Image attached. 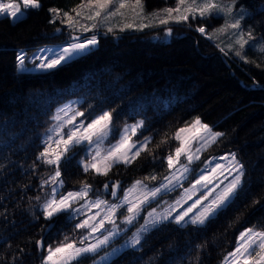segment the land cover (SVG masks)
Instances as JSON below:
<instances>
[{
	"label": "trees",
	"instance_id": "obj_1",
	"mask_svg": "<svg viewBox=\"0 0 264 264\" xmlns=\"http://www.w3.org/2000/svg\"><path fill=\"white\" fill-rule=\"evenodd\" d=\"M82 1L40 0L41 7L29 9L18 22L0 16V264H43L47 246L66 236L79 243L86 230L75 228L76 217L68 213L51 220L43 215L57 185L44 181H50L56 166L37 157L44 151L43 134L54 122L55 106L71 97H79L92 113L109 108L119 121L143 117L142 131L151 138L131 164H117L106 176L85 172L78 163L81 146L74 148L68 154L75 153L71 162L60 165L59 194L89 183L90 194L114 200L109 188L116 181H122V189L138 177L159 185L170 171L168 155L180 146L175 135L182 126L199 118L222 131L202 159L235 152L243 163L245 175L233 202L204 225L166 221L145 233L139 251L126 248L107 262L222 264L242 229L264 231V53L246 51L242 59L194 28L168 35L156 24L93 30L99 33L98 44L87 54L55 69L18 72L20 48L30 51L73 39V27L61 18L49 23L54 18L50 9L72 11ZM239 1L250 11L244 27L264 37V0Z\"/></svg>",
	"mask_w": 264,
	"mask_h": 264
},
{
	"label": "snow or ice",
	"instance_id": "obj_2",
	"mask_svg": "<svg viewBox=\"0 0 264 264\" xmlns=\"http://www.w3.org/2000/svg\"><path fill=\"white\" fill-rule=\"evenodd\" d=\"M115 3L116 0H88V4H82L81 7H87L94 4L96 8L99 9L92 15L86 17L88 20H93L95 17H100L102 11L108 10ZM134 3L142 9L141 0H134ZM235 4L236 0H216V2H213V0H190V2H188V0H177L176 7L163 9V12L166 13V18L159 19V24L168 25L170 22H187L189 16H191L192 20H195L198 17L201 20H204L209 17L216 18L219 16L221 19H225L226 23L224 27L215 30L216 34L223 33L230 28L232 31L229 35L235 38V44L239 46L240 50H243L246 46L255 47L256 43H260V51L264 53V37H261L260 41H254L251 28H248L245 33V27L242 25V20L246 15V11L241 9L239 13L234 14L233 9ZM181 5L187 6L182 9L180 7ZM125 6L124 0H119L115 10L107 11L105 19L109 16H115L120 9ZM40 7V0H7V2H5V0H0V16L9 18L13 22H18L26 16L29 9H38ZM50 11L58 13L57 9H50ZM173 13H176V15H173ZM77 15L79 16L80 13H77ZM151 15L153 17H159L160 14L152 13ZM63 16L67 19H62L60 22L67 23L69 27L74 28L72 17L69 16L67 12L63 13ZM55 22V17L49 21V23L53 24ZM145 26L153 25L141 24L140 27L142 29ZM81 27L84 32L91 30L83 25ZM96 27L97 25L93 24L92 29H95ZM128 27H131V25H128ZM57 31H60V29H57ZM111 31L112 29L108 28V32ZM196 31L201 35H207L209 39L214 38L213 34L208 33L206 25L198 26ZM167 34H172L171 28L167 29ZM245 34H247L248 39H244ZM78 40L79 38H74L73 42H70L67 47L55 46L39 49L33 53L32 56H28L24 49H20L16 55L17 71L28 72L32 70L26 65V61L32 64L34 69L42 71L55 69L61 64H67L71 60L76 59L83 54H87L90 49H94L98 44L95 34L90 37H85L83 42H76ZM235 54L243 59L241 51H236ZM59 111L63 112L64 116H67L68 112L71 111V108L70 106H67ZM78 116H84V113L76 111L71 117L65 119L58 112L54 117V119L60 123L50 130L53 134L49 135L44 141L48 146H46L44 151L37 157V159L45 164L56 166L54 175L50 178V181L46 180L44 183L51 182L58 186H62L63 181L59 179L61 176L60 165L62 162H71L75 153H73L72 156H69L68 154L72 151V148L77 145L87 144L88 146H94L95 154L91 156L90 162L83 163V170L88 172L89 170L94 169L98 175L105 176L117 164H131L138 156H140L141 151H144L147 148L148 138H145V141L141 143L139 147L136 142H129L131 139L129 133L135 135L137 130L143 126V121H140L135 125L125 126L119 141L115 144H111L102 154L101 145H103L104 141L113 132L112 113L109 111H103L102 114L92 118L87 125L83 122L76 123V117ZM66 125H71V128H69L67 132H64L63 129ZM197 125H200L203 129V135L199 137L203 143L195 149V152H191L188 147L192 138L186 139L181 136V133L187 129L182 128L177 131L175 139L181 141V143L180 146L175 149V159L173 158V155L170 154L167 157V162L169 169L173 168L176 164H179V167L172 173L171 178L167 176L164 177V180L167 181L166 183H162L159 187L154 189L143 191V198H137L135 202L129 200V195L138 188L143 187L146 189L147 187L146 185H143V182L140 180H137L132 188L127 190L121 203L109 204L107 201L99 199L89 202L87 205L89 208H103L105 212L104 216L98 223H93L92 221L100 216V212H97L95 216L89 217L88 219L75 224V228L77 229L89 230L87 236L81 237L79 241L80 246H77L75 241L70 242L67 236L60 242L59 246H47V256L42 257L43 264H80V261L83 258H88V254L98 253L102 247L109 244L111 239L120 235L121 229L116 224V216L122 207L127 206L126 211L128 213V215L124 216L122 223L132 224L139 216V212L143 205L149 203L150 199H155L162 190H174L179 185L180 181L186 178L185 174L191 171L189 165L195 160L200 159L199 153L204 150L205 145L215 143L216 139L223 135L222 133H213L208 125H202L199 119H196L193 122L192 127L195 128ZM49 141L54 142L57 146L61 143L63 144V149L61 151H56L55 149L51 150L54 153V158L49 156ZM182 155L186 157L187 163L180 162V157ZM221 159H228V157H221ZM209 163L211 162H206V167L203 171H210L212 175L205 176L202 171L199 179L195 181V184H193L190 189H185L184 192V196L190 200L192 195L198 190L197 186H199L200 188L208 190L206 195L202 193L191 206L178 212L175 216H172L174 206H170L171 210H166L162 214H156L155 209H153V211L148 214V218L145 220L144 225H141L137 233H135L133 237L122 246V248H132L139 251L137 246L141 244V241L144 238L141 234L158 227L166 221L175 222L181 227L188 224L204 225L206 221L215 216L218 211L233 202V199L237 195V190L241 187L242 177L245 175L243 163L236 159L235 153L231 154V159L228 160L227 165L222 166L217 163L209 169L207 167ZM226 171L228 175L232 176V179L221 188L223 181L219 180V177L224 175ZM233 172L235 175H232ZM177 173H179V175H177ZM151 179L154 180L156 177L152 176ZM213 184L214 187L209 189V185ZM104 188L107 190L109 185L105 184ZM117 188H119L118 184L112 185L111 194L114 197L116 196ZM217 189H219V191H217ZM90 190L91 185L84 184L81 191L69 192L67 195H61L58 200L55 197L47 200L43 205V215L45 219L51 220L53 217L58 216L61 213H68L69 218H71L72 212L79 214L80 209H73V203L77 200L84 199ZM52 191L53 193H56L57 189L53 188ZM209 197H211V199H209ZM37 199H39V197H37ZM182 199L183 196L181 197V200ZM181 200H177L176 205H180ZM202 200L208 202L202 204ZM184 202L186 203L187 201L185 200ZM198 205L200 206L199 210L190 216L189 214L192 213L193 209L197 208ZM121 215L123 214L121 213ZM105 221L113 226L112 229L105 228ZM49 227H52V225H49ZM100 229H105L107 234L104 235L102 239L97 238L95 243L85 244V241ZM37 245L41 248L44 247L43 241H37ZM121 250L122 249H113L112 253H106L105 256H101L99 261L93 259V264H107L111 257L118 255ZM224 264H264V231H257L250 228L241 232L234 251L225 256Z\"/></svg>",
	"mask_w": 264,
	"mask_h": 264
},
{
	"label": "rangeland",
	"instance_id": "obj_3",
	"mask_svg": "<svg viewBox=\"0 0 264 264\" xmlns=\"http://www.w3.org/2000/svg\"><path fill=\"white\" fill-rule=\"evenodd\" d=\"M5 1L7 2V0H5ZM152 1H153L152 4H147L146 0H141V5H142V9H141L140 6L135 5L134 0H124L126 6L122 9H120V11L115 16H109V17H107V19H105L107 11L115 10V7L118 5L119 0H116V3L113 6H111L108 10L102 11L100 17H95L93 20H88L86 17L89 15H92L95 11H98L99 9H97L94 4L91 6H87V7H81L82 4L87 5L88 0H83L72 11L62 10L60 8H57V7H52V9L58 10V13H54V17H59L61 19H67L66 17L63 16V13H65V12H67L69 14V16L72 17V23L74 24L73 29L75 31V34H79V32H84L82 27H81L82 25L91 29L90 31L100 30V29H107L108 30V28H111L112 30H121V29H123V30H127V29L128 30H135L136 29L137 30V29H141V27H140L141 24H144V25L159 24V19L166 18V13L163 12V9L168 8V7L174 8L177 6V0H152ZM188 2H190V0H188ZM213 2H216V0H213ZM186 6L187 5H181L180 7L183 9ZM241 9H244L246 11V15L244 16V19H245V17L250 12L249 7L244 2L236 0L235 7L233 9L234 14L239 13ZM77 13H80V15L78 16ZM152 13H159L160 15H159V17H153L151 15ZM173 15H176V13H173ZM244 19L242 20L243 26H244ZM225 23H226L225 19H221L219 16H217L216 18L209 17V18L204 19V20H201L199 17L195 20H192L191 16H189V20L187 22H181V23H171L170 22L168 25H162V26L165 27V30H167L168 28H171L172 32H174L175 30L178 31V30H189V29H193V28L196 29L198 26L206 25L208 33H211L214 36V38L211 40H213V42H215L222 49L224 48V49L232 52L233 54H235L236 51H241V55L243 57H244L246 51L249 54L257 53L260 51V47H261L260 43H256L255 47L246 46L243 50H240L239 46L235 44V38L229 35V33L232 31L230 28L227 29L223 33L216 34L215 30L218 28L224 27ZM93 24L97 25V27L95 29H92ZM128 25H131V27H128ZM146 27L147 26L143 27L142 29H144ZM246 32H247V28H245V33ZM252 32H253L254 41H260V38L262 37V35L257 34L253 30H252ZM93 34L96 35L97 40H98V34L99 33H96L95 31H93L92 34L82 36L83 38H80L78 41L83 42V39L85 37H90ZM205 36L208 37L207 35H205ZM73 39H74V36H73ZM73 39L70 40L67 44H57V43L44 44V45L37 46L36 48H34L30 51L27 49H24V50L26 51L28 56H32L33 53H35L37 50L42 49V48H46V47L50 48V47H55V46H64L65 47L70 42H73ZM244 39H248L247 34H245ZM20 49H22V48H20ZM19 50H18V52H19ZM26 65L32 70H39V69H34L33 65L28 63V61H26ZM80 103H81V99L79 97H71L69 99H66V100L60 102L54 108L53 117H55L59 112V114L62 117H64L65 119H68L69 117H71L73 115L74 112L79 111V112L84 113V116L76 117L75 122L76 123L83 122L85 125H87L91 121L92 118L102 114L103 111L111 112L112 118H113V120H112L113 132L104 141L103 145H101L102 154L104 153V151L108 147H110L111 144H115L119 141L120 136L123 133L125 126L135 125L140 121H143V126H144L145 120L141 116L137 117L135 119H127V120L119 121V120H116L115 114L109 108H105L101 112L92 113V111L87 110V107L81 106ZM67 106H70L71 111L68 112L67 116H64V113L60 112L59 110L62 108H65ZM199 120L201 121V119H199ZM193 122L188 123V124H186L180 128V129H182V128L187 129L186 131L181 133V136L183 138H186V139L192 138L191 143L188 145L191 152H195V149L197 147H199L201 145V143H203V141H201L199 139V137L201 135H203V129L200 125H197V126H195V128H193L192 127ZM59 123H60L59 121L54 119L53 124L43 134V142L47 139V137L49 135L53 134L50 130H52L54 128V126H56ZM201 124L205 125L206 123H203L201 121ZM206 125H208V124H206ZM143 126L137 130L135 135H131V133H129V135L131 137L129 142L130 143L136 142L138 147L141 143H143L145 141V138H148V142L151 138V134L149 132L142 131ZM208 127L211 129V131L213 133H222V131L212 129V127L210 125H208ZM69 128H71V125H66L64 127L63 131L67 132ZM48 144L50 145L49 156L52 158H54V153L51 151L52 149H55L56 151H61L63 149L62 143L59 146H57L54 142L49 141ZM210 144L205 145L204 150ZM46 146H48V145L45 144V147ZM76 147H80V152H79L80 155L78 156L79 161L82 162V164L90 162L91 156L95 154L94 153V146H88L87 144H82V145H77V146L73 147L72 150ZM204 150H202L199 153L200 159L195 160L191 165H189L191 171H189L188 173L185 174L186 178L181 180L179 185L174 190H172V191L162 190L157 195V197L155 199H150V202L156 201V203H153L150 205V202H149V203L143 205L142 209L139 212V216L137 217V219L132 224L122 223L124 216L128 215V213L126 211L127 206L122 207L116 216V224L121 229L120 235L111 239L109 244L105 247H102L98 253L88 254V258L84 259L86 261L83 264H93V259L99 261L101 256H105L106 253H109V254L112 253L113 249H122V250L126 249V248H122V246H124L126 244V242L129 241L133 237V235L135 233H137V231H138V229H140L141 225H144L145 220L148 218V214L150 212H152L153 209H155L156 214H162L166 210H171L170 206H174V210H172V216H175L178 212H181V211L187 209L189 206H191L195 202V200L201 196L202 193L206 195L208 190L200 188L199 186H197L198 190L192 195V198L190 200L187 199L186 196H184V192H185V189H190L191 186L193 184H195V181L197 179H199L201 172L206 167V162H211L207 165V167L209 169L217 163L221 164L222 166L227 165L228 160L231 159V154H233L235 152L220 153V154L212 155V156H209L207 158L202 159ZM85 154H87L88 156H86ZM221 157H228V159H221ZM173 158L175 159V155L173 156ZM236 159L238 161H240L237 156H236ZM180 162L181 163H187L186 157L184 155H182L180 157ZM178 167H179V164H176L173 168H171L167 177L171 178L172 173L175 172L176 168H178ZM192 174H194V177L191 180V182L189 184H185L186 181H189ZM203 174L205 176L212 175V173L210 171H203ZM177 175H179V173H177ZM232 175H235V173L233 172ZM231 179H232V176L228 175L227 171L224 173V175L220 176L219 180L223 181V184H221V188L223 187L224 184H227ZM137 180L142 181L143 185H146L147 187H146V189L143 187L138 188L132 194L129 195V200H132L133 202H135L137 198H139V199L143 198V191L154 189L156 187H159L162 183L167 182V181L163 180L161 184L153 185V184H150L144 178L138 177L132 183H130L128 186H126L124 189H122V184H121V188L116 189V197L117 198H115L114 200H111L102 194L92 195L88 192V195L84 199L77 200L73 203V209H80L79 214H77L76 212H72V214H71L72 216L76 217L75 224L82 222L83 220L88 219L89 217H93V216H95V214L97 212H100V216L96 217V219L94 221H92L93 223H98L99 220L104 216L105 212H104L103 208L98 209L95 207H92V208L87 207L89 202L99 199V200L107 201L109 204L121 203L123 201V197L125 196V193L127 192V190L132 188V186L135 184V182ZM242 180H243V177H242ZM84 184H89V183H83L80 188H74V189H68L67 191H62L61 194H59V192H58V190H61V188H60L61 186L56 185L55 188L57 189V192L53 193V195L51 196L50 199L55 197L58 200L61 195H67L69 192L81 191ZM212 187H214V184L209 185V189H211ZM109 189L112 192V187ZM217 191H219V189H217ZM182 196H183V199L181 200ZM50 199H48V200H50ZM209 199H211V197H209ZM177 200H181L180 205H176ZM185 200L187 201L186 203L184 202ZM207 202L208 201H203V200L201 201L202 204L207 203ZM82 206H84V207H82ZM199 208H200V206L198 205L197 208L193 209V212L190 213L189 215L191 216L192 214H194L196 211L199 210ZM121 213L123 215H121ZM112 227L113 226L111 224H109L107 221H105V228L106 229H112ZM247 229H250V227L242 229L240 231V233L246 231ZM252 229H254V228H252ZM88 231L89 230L86 229L80 237L87 236ZM257 231H260V230H257ZM240 233H239L238 237L240 236ZM106 234H107V232L105 231V229H100L96 233H93L92 236L87 241H85V244L95 243L97 238L102 239L103 236ZM141 235L144 236L145 233H142ZM237 240H238V238H237ZM72 241H74V240H72ZM72 241H70V242H72ZM76 243H77V246H80L78 242H76ZM59 244L60 243H56V244L51 245V246H59ZM236 245H237V243H236ZM234 249L229 251L228 253L234 251ZM227 254H226V256H227ZM45 256H47V253ZM222 264H224V260H223Z\"/></svg>",
	"mask_w": 264,
	"mask_h": 264
},
{
	"label": "water",
	"instance_id": "obj_4",
	"mask_svg": "<svg viewBox=\"0 0 264 264\" xmlns=\"http://www.w3.org/2000/svg\"><path fill=\"white\" fill-rule=\"evenodd\" d=\"M74 38H83L82 37V34L81 33H79V34H75L74 35ZM74 40V39H73ZM114 184H118L119 185V189L121 188V184H122V181L121 180H119V181H116Z\"/></svg>",
	"mask_w": 264,
	"mask_h": 264
}]
</instances>
